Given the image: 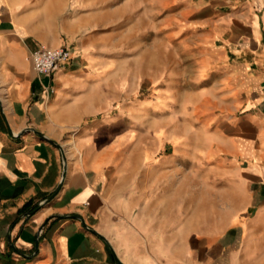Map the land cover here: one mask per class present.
Masks as SVG:
<instances>
[{
  "label": "crops",
  "instance_id": "1",
  "mask_svg": "<svg viewBox=\"0 0 264 264\" xmlns=\"http://www.w3.org/2000/svg\"><path fill=\"white\" fill-rule=\"evenodd\" d=\"M100 2L0 0V264H264V0H131L127 27L191 32L206 85L177 107L209 110L205 132L141 148L118 131L132 114L97 118L80 35L103 27ZM41 46L72 54L51 78Z\"/></svg>",
  "mask_w": 264,
  "mask_h": 264
},
{
  "label": "rangeland",
  "instance_id": "2",
  "mask_svg": "<svg viewBox=\"0 0 264 264\" xmlns=\"http://www.w3.org/2000/svg\"><path fill=\"white\" fill-rule=\"evenodd\" d=\"M130 2L101 0L103 27L85 30L80 35L92 40L91 56L98 62L97 68L103 71L100 87L108 107L102 109L97 118L119 116L122 111L132 114L126 118H132L135 124H129L128 130L118 131L131 132L137 148L156 145L159 134L177 132L185 136L205 132V117L209 112L205 100L195 110L194 122L188 119L189 109L177 107L206 85L205 78L197 76L194 46L183 43L191 32L186 31L179 38V31L158 28L156 21H151L147 28L127 27ZM112 11L116 13L111 16ZM113 16L116 22L112 21ZM83 62V67H88L85 57ZM176 148L173 141L167 142L158 158L173 155ZM182 148L189 149L184 145ZM187 159L189 157H183L181 161L185 167L190 165ZM186 175L187 172L182 174L183 180Z\"/></svg>",
  "mask_w": 264,
  "mask_h": 264
},
{
  "label": "built area",
  "instance_id": "3",
  "mask_svg": "<svg viewBox=\"0 0 264 264\" xmlns=\"http://www.w3.org/2000/svg\"><path fill=\"white\" fill-rule=\"evenodd\" d=\"M71 52L66 48L41 46L32 54L31 60L35 72L41 78H51L61 66L71 59Z\"/></svg>",
  "mask_w": 264,
  "mask_h": 264
},
{
  "label": "water",
  "instance_id": "4",
  "mask_svg": "<svg viewBox=\"0 0 264 264\" xmlns=\"http://www.w3.org/2000/svg\"><path fill=\"white\" fill-rule=\"evenodd\" d=\"M117 260V259H116ZM119 264H122L121 262H119V260H117Z\"/></svg>",
  "mask_w": 264,
  "mask_h": 264
}]
</instances>
